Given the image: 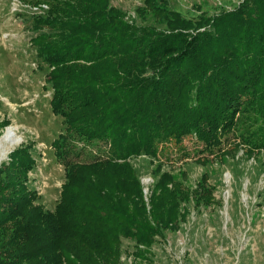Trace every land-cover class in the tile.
Wrapping results in <instances>:
<instances>
[{
	"label": "trees",
	"instance_id": "16d2710c",
	"mask_svg": "<svg viewBox=\"0 0 264 264\" xmlns=\"http://www.w3.org/2000/svg\"><path fill=\"white\" fill-rule=\"evenodd\" d=\"M35 4L46 13L31 44L65 126L52 149L69 169L51 211L29 186L32 147L0 166V264H122L123 240L135 243L136 264L150 263L158 239L187 221V205L216 198L207 175L191 189L159 167L147 199L131 157H166L182 135L209 141V128L264 160V0L197 20L145 0L137 12L163 27L138 25L111 0ZM99 144L109 161L74 164Z\"/></svg>",
	"mask_w": 264,
	"mask_h": 264
},
{
	"label": "rangeland",
	"instance_id": "374dc122",
	"mask_svg": "<svg viewBox=\"0 0 264 264\" xmlns=\"http://www.w3.org/2000/svg\"><path fill=\"white\" fill-rule=\"evenodd\" d=\"M37 1L0 0V141L13 128L23 140L10 154L21 146L32 147L36 167L29 186L39 193V203L54 211L69 166L62 165L52 149L65 126L51 109L53 90L46 82L50 69L31 44L38 35L35 19L46 13L35 4ZM161 1H167L170 10L197 20L203 13L215 15L235 9L244 0H158V4ZM111 5L138 25L163 27L152 15L143 18L137 12L145 0H111ZM206 132L209 141L194 134L180 136V143L174 141L166 157L130 158L147 199L161 175L159 167L191 189L207 175L216 198L210 207L185 205L190 210L187 221L179 231L158 239L152 262L143 264H264L263 157L246 154L248 147L231 132L209 128ZM235 145L239 150L233 149ZM105 149L103 144L94 146L74 164L109 161ZM10 154L0 160V166ZM121 250L122 264H136L134 242L123 240Z\"/></svg>",
	"mask_w": 264,
	"mask_h": 264
},
{
	"label": "bare ground",
	"instance_id": "6f19581e",
	"mask_svg": "<svg viewBox=\"0 0 264 264\" xmlns=\"http://www.w3.org/2000/svg\"><path fill=\"white\" fill-rule=\"evenodd\" d=\"M17 129L9 128L0 141V160H3L11 150L21 144L22 138L16 135Z\"/></svg>",
	"mask_w": 264,
	"mask_h": 264
},
{
	"label": "built area",
	"instance_id": "2783aa9c",
	"mask_svg": "<svg viewBox=\"0 0 264 264\" xmlns=\"http://www.w3.org/2000/svg\"><path fill=\"white\" fill-rule=\"evenodd\" d=\"M45 7V9H47V7L46 6H44Z\"/></svg>",
	"mask_w": 264,
	"mask_h": 264
}]
</instances>
